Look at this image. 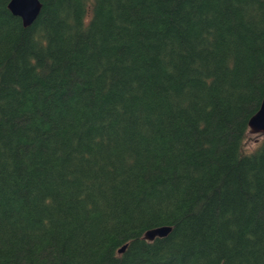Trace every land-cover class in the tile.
<instances>
[{"label": "trees", "instance_id": "trees-1", "mask_svg": "<svg viewBox=\"0 0 264 264\" xmlns=\"http://www.w3.org/2000/svg\"><path fill=\"white\" fill-rule=\"evenodd\" d=\"M9 1L0 264H264V0Z\"/></svg>", "mask_w": 264, "mask_h": 264}, {"label": "water", "instance_id": "water-1", "mask_svg": "<svg viewBox=\"0 0 264 264\" xmlns=\"http://www.w3.org/2000/svg\"><path fill=\"white\" fill-rule=\"evenodd\" d=\"M7 7L12 15L21 19L25 27L30 26L36 20L41 10L39 0H10ZM248 128L250 134L264 135V97L258 111L250 118ZM171 231L172 228L169 226L158 227L145 232L143 239L150 242L155 238H165ZM125 249L124 245L118 253H123Z\"/></svg>", "mask_w": 264, "mask_h": 264}, {"label": "rangeland", "instance_id": "rangeland-1", "mask_svg": "<svg viewBox=\"0 0 264 264\" xmlns=\"http://www.w3.org/2000/svg\"><path fill=\"white\" fill-rule=\"evenodd\" d=\"M263 136L261 134H250L245 140L244 147L246 150H253L257 144H259L262 140Z\"/></svg>", "mask_w": 264, "mask_h": 264}]
</instances>
